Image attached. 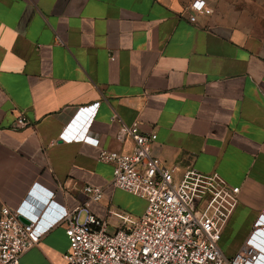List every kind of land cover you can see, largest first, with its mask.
<instances>
[{"label": "crops", "instance_id": "obj_1", "mask_svg": "<svg viewBox=\"0 0 264 264\" xmlns=\"http://www.w3.org/2000/svg\"><path fill=\"white\" fill-rule=\"evenodd\" d=\"M189 2L0 0V207L36 219L39 234L18 264H64L62 217L84 185L102 190L88 204L98 219L143 212L97 160L130 152L119 122L154 133L151 153L176 176L189 166L238 187L225 256L264 225V0H205L211 13L193 22ZM94 103L85 135L96 145L58 139Z\"/></svg>", "mask_w": 264, "mask_h": 264}, {"label": "built area", "instance_id": "obj_2", "mask_svg": "<svg viewBox=\"0 0 264 264\" xmlns=\"http://www.w3.org/2000/svg\"><path fill=\"white\" fill-rule=\"evenodd\" d=\"M189 9L190 22L197 14L211 13L205 0H190ZM95 107L96 103L78 109L82 121L74 119L58 139L96 145L85 135ZM14 125L23 127L26 122L17 117ZM115 138L128 139L130 152L100 150L97 160L110 165L112 187L144 200L143 212L132 215L107 208L105 218L98 219L88 204L99 201L102 190L82 186L83 199L62 217L68 243L64 264H264V225L254 226L231 256L218 247L221 229L236 206L238 187L216 172L189 166L176 176L175 164H164L151 153L155 134L140 132L135 124L119 122ZM19 218L17 208L0 207V264H18L19 256L39 242L37 220Z\"/></svg>", "mask_w": 264, "mask_h": 264}, {"label": "water", "instance_id": "obj_3", "mask_svg": "<svg viewBox=\"0 0 264 264\" xmlns=\"http://www.w3.org/2000/svg\"><path fill=\"white\" fill-rule=\"evenodd\" d=\"M22 222H26V220L22 219V218H19Z\"/></svg>", "mask_w": 264, "mask_h": 264}, {"label": "rangeland", "instance_id": "obj_4", "mask_svg": "<svg viewBox=\"0 0 264 264\" xmlns=\"http://www.w3.org/2000/svg\"><path fill=\"white\" fill-rule=\"evenodd\" d=\"M143 204H144V202H143ZM109 231H111V229H108Z\"/></svg>", "mask_w": 264, "mask_h": 264}]
</instances>
